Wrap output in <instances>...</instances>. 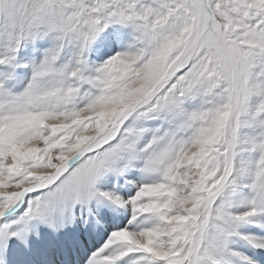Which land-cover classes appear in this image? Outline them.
I'll return each instance as SVG.
<instances>
[{"label":"snow or ice","instance_id":"1","mask_svg":"<svg viewBox=\"0 0 264 264\" xmlns=\"http://www.w3.org/2000/svg\"><path fill=\"white\" fill-rule=\"evenodd\" d=\"M10 253L264 264V0H0Z\"/></svg>","mask_w":264,"mask_h":264},{"label":"bare ground","instance_id":"2","mask_svg":"<svg viewBox=\"0 0 264 264\" xmlns=\"http://www.w3.org/2000/svg\"><path fill=\"white\" fill-rule=\"evenodd\" d=\"M96 242H97V238H93L92 244L94 245V244H96ZM41 258H43V257H41ZM13 260H14V253H10L9 254V262H10V264H12Z\"/></svg>","mask_w":264,"mask_h":264}]
</instances>
